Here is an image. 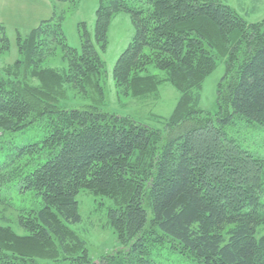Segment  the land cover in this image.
Masks as SVG:
<instances>
[{"label": "trees", "instance_id": "trees-1", "mask_svg": "<svg viewBox=\"0 0 264 264\" xmlns=\"http://www.w3.org/2000/svg\"><path fill=\"white\" fill-rule=\"evenodd\" d=\"M99 3L101 42L120 11L129 12L135 26L114 66L117 82L129 83L133 95L151 93L161 82L146 74L154 66L167 72L180 98L165 132L96 106L64 108L59 88L89 86L102 72L90 37L82 32L81 49L71 47L61 19L52 17L20 38V58L0 68V133L41 119L46 132L19 146L10 162L0 161V189L19 177L21 191L35 192L42 206L19 211L24 234L0 225V264H121L118 255L92 261L86 241L72 228L82 219L77 195L83 189L112 197L110 224L131 252L140 253V264H157L143 256L157 233L197 264H264V235L258 234L264 225V160L244 152L224 131L235 116L264 125V20L247 22L221 0ZM52 47L68 61L63 74L37 68L44 49ZM7 48L2 35L0 54ZM218 58L225 60L226 73L213 117L198 102ZM44 149L50 154L34 169L20 173L25 166H14L17 158ZM146 201L156 232L146 233Z\"/></svg>", "mask_w": 264, "mask_h": 264}, {"label": "rangeland", "instance_id": "rangeland-1", "mask_svg": "<svg viewBox=\"0 0 264 264\" xmlns=\"http://www.w3.org/2000/svg\"><path fill=\"white\" fill-rule=\"evenodd\" d=\"M221 1L237 10L247 22L264 20V0ZM99 5V0H78L74 3L56 0H0V36L4 35L8 40V48L0 54V68L13 65L20 58L18 48L20 38L25 39L42 20L60 18L71 47L80 50V35L82 32L88 34L91 44L100 54L102 72L89 86L64 84L61 89L59 88L58 104L64 108L96 106L102 111L129 116L165 132L167 121L180 98L179 90L167 80L166 71L158 70L154 66H150L146 74L156 75L161 82L151 93L133 95L129 83L117 82L113 75L114 66L120 54L132 41L135 26L129 12L120 11L110 20L107 42H101L96 37V10ZM45 49L42 53L44 58L37 63V68H49L61 74L65 73L68 61L63 51L59 47H52L50 52H46ZM30 71L31 69L27 70V73ZM225 73V60L218 58L216 68L206 77L200 91L198 108L204 114L213 117L217 114L218 87ZM30 81L34 85L39 84L38 79L30 78ZM46 124L47 121L41 119L22 130L0 133V161L10 162L18 152L19 146L42 139L46 132ZM224 131L244 152L264 160V125L235 116L230 125L224 127ZM158 147H161V143ZM49 154L50 151L44 149L33 155L22 156L17 158L14 166L23 165L25 168L20 173L28 172L45 161ZM77 200L82 219L73 224L72 228L86 241L90 259L99 263L108 256L118 255L117 260L121 261V264L125 258V264H140V253L131 252L130 243L121 242L118 233L110 224L108 212L114 204L112 197L95 195L92 191L83 189L77 195ZM262 201L264 205V197ZM41 206V198L35 192L21 191L20 179L17 177L0 189V225L10 226L18 234H24L25 231L17 224L19 211L25 208L38 209ZM145 206L149 219L146 230L148 233L151 229L154 230V227L151 223L149 201H146ZM157 234L155 241L147 243L144 257L152 259L157 264H197L186 254L175 251L172 240ZM258 234L264 235V225L258 228Z\"/></svg>", "mask_w": 264, "mask_h": 264}]
</instances>
